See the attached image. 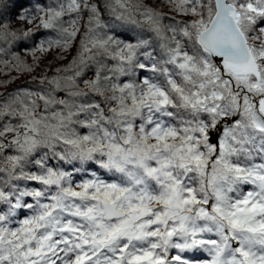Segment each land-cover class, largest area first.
<instances>
[{"label": "snow or ice", "instance_id": "6c2138e0", "mask_svg": "<svg viewBox=\"0 0 264 264\" xmlns=\"http://www.w3.org/2000/svg\"><path fill=\"white\" fill-rule=\"evenodd\" d=\"M37 71L0 93V264H264V0H0V73Z\"/></svg>", "mask_w": 264, "mask_h": 264}, {"label": "trees", "instance_id": "16d2710c", "mask_svg": "<svg viewBox=\"0 0 264 264\" xmlns=\"http://www.w3.org/2000/svg\"><path fill=\"white\" fill-rule=\"evenodd\" d=\"M150 2H156V0H150ZM167 11V10H165ZM20 25V21L18 18H16L15 16H13L12 18V27L13 28H16L17 26ZM75 53V48H73L66 56L63 60H54L51 64V68L48 69V72L49 74H51L52 70L55 68V67H60V66H63L64 64H66L70 59H71V56ZM16 76L18 77L17 79L13 80L11 83H8V84H0V93H4L10 89H12L13 87H15L16 85L18 84H21L24 80L26 79H30L31 76L33 75H39V71L37 72H33L31 74H20V73H2L0 74V80H5V79H9V76ZM83 86V85H81Z\"/></svg>", "mask_w": 264, "mask_h": 264}, {"label": "rangeland", "instance_id": "374dc122", "mask_svg": "<svg viewBox=\"0 0 264 264\" xmlns=\"http://www.w3.org/2000/svg\"><path fill=\"white\" fill-rule=\"evenodd\" d=\"M165 10H167V9H165ZM42 59H43V61L45 62V64H47L48 62H51V64H52V62L55 60L54 59V54H49V55H47V56H45V57H42ZM53 65V64H52ZM7 73V72H6ZM12 73H14V72H12ZM0 74H2V73H0ZM83 87V86H82Z\"/></svg>", "mask_w": 264, "mask_h": 264}]
</instances>
